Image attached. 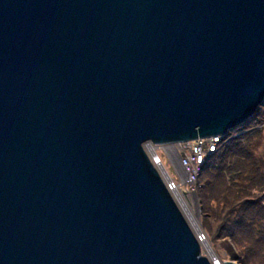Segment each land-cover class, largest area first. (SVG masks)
Here are the masks:
<instances>
[{
    "label": "water",
    "instance_id": "1",
    "mask_svg": "<svg viewBox=\"0 0 264 264\" xmlns=\"http://www.w3.org/2000/svg\"><path fill=\"white\" fill-rule=\"evenodd\" d=\"M263 100L264 0H0V264H211L150 146Z\"/></svg>",
    "mask_w": 264,
    "mask_h": 264
},
{
    "label": "rangeland",
    "instance_id": "2",
    "mask_svg": "<svg viewBox=\"0 0 264 264\" xmlns=\"http://www.w3.org/2000/svg\"><path fill=\"white\" fill-rule=\"evenodd\" d=\"M262 104H264V100ZM261 105L259 107H261ZM257 109L255 113L253 114V116H251L246 121H249V123L252 124V122H254V120L257 119V117L259 116L258 111L260 108L258 110ZM246 121L242 123L246 125L245 127L240 128L242 125L241 124L238 127L228 131L230 135L233 133L232 135L235 136V138L253 134L252 136L254 139V141L252 142L253 143L252 145L253 156H251V154L245 155L246 161L242 165L241 170L245 171V173L247 174H251V173L253 174V176H251V180L248 182L246 186L248 189L250 187L255 188L256 194L253 196V198H248L247 196H249L250 193L247 192L244 194V196L240 197L241 199L238 198V200L240 199V202L237 201V198L234 199L233 197H231V195H235L234 189L231 188V186L230 187L228 186L227 181L224 178V175H222V177L220 176L217 177L215 175L214 172H216L217 168H224L222 166H219L220 165L219 160L223 161L224 159H222L223 158L222 156H218L217 159H215V157L209 158V156L212 154L209 153L206 148V146L208 145V142L206 141V139H197L195 141L187 142L185 144H180V145H169V146L151 145L150 146L153 149V155L149 156V159L154 163L155 161L154 157H158L160 163L159 164L154 163V164L156 165L155 168L158 170L164 183L167 186H169V184L173 185V183L176 185V189H177L176 193L179 195L180 199L184 202V204L188 206V208L191 211V214L196 219L197 224H198V229L196 232H194L193 230L192 231L194 232V234L198 235L201 238L202 242L207 243L208 246L210 247L211 254H207L205 249L201 247V255L207 258V260L210 261L211 264H223L226 262H234V263L236 262L234 260H229L227 258L226 253H225L226 246L224 245L225 242L230 243L232 241V238L228 237V233L232 231L235 232L234 227L230 224L231 227L227 228V225H229V223H226L224 224V227L227 230H224V228L219 229V227L221 226L220 224L221 217L224 219L225 214H226L225 213L226 206H222L223 204L221 205L220 203H218V200L221 201L218 198L219 192L221 191L224 192L225 190L226 199L227 200L231 198L234 199L232 201L233 203L231 202L233 205H231L230 207L234 206L235 211L232 212V209L228 211V212H232V215H231L232 218H229L230 223L232 222V219L234 220V218L240 214L241 211H244L246 213L245 214L243 212L248 219L246 226L243 228L245 230L244 233L241 234L240 232L237 231L235 232L236 234L233 235L235 236L234 239H237V242H238L236 243L238 245L237 247L236 246L234 248L232 247L234 254L239 255V252H240L239 244L244 243V242L242 243V241H245L246 239L249 241L251 238L253 239L254 238L253 236L256 234H259L262 237H264V229H263L264 227V184L262 182L263 179L261 178V176H263V173L258 171L260 168H258V170L256 169L257 167L256 162H258L257 160H259V162L262 163L260 165L261 166L263 165L262 167L264 170V149H263L264 130L257 129L255 131H252V133H250V130H249L250 126H249V123L245 124ZM255 125H258V123H255ZM236 129H238V131L234 133ZM145 151L147 152V154L149 153L148 147L145 148ZM200 151L203 152V162L199 164L200 165L199 173L195 177V179L192 181L187 175V168H185L188 166H184L182 159L184 157V154L191 153V152L200 153ZM166 156H168L169 159L166 158ZM206 157L207 159H205ZM205 160L207 161L205 162ZM159 169L163 170V173L166 178H164V176L162 175ZM176 171L180 173V176L182 177L183 182H177L178 176H177ZM200 175H201V180H198V181L202 183V186H203L202 193L204 194L205 197L207 198L210 197L214 200L213 206L216 208L215 211H218V213L215 214L218 217L217 220H214V218L210 217L211 222L214 226L213 229L215 232L213 236H211L207 231V224H206L207 222L204 221V217L202 213L203 211L201 208L202 206L199 202L200 194L197 191L196 182ZM221 184H224V186H226L227 189H224ZM172 190H173V187H172ZM248 200H251L250 203L247 202ZM243 201H246L247 204H244ZM261 203H263V207L261 206ZM244 207H245V210L243 209ZM241 223H243V221H241ZM255 225H257L258 227V229L256 230H254ZM260 229L263 230L261 233H260L261 231ZM216 234L221 236L220 241H217L218 242L217 244H216V241L214 240L217 238ZM262 243H264V240L260 241L259 244L256 243L255 245H253L252 248H250V253L247 254V256L249 255L247 258V262L249 261V263L247 264H254V262L256 264H264V245L262 247L260 246Z\"/></svg>",
    "mask_w": 264,
    "mask_h": 264
},
{
    "label": "trees",
    "instance_id": "3",
    "mask_svg": "<svg viewBox=\"0 0 264 264\" xmlns=\"http://www.w3.org/2000/svg\"><path fill=\"white\" fill-rule=\"evenodd\" d=\"M259 108H258L259 109V111H258V113H259L258 117L259 118L257 117V119H255L254 122H252V124L249 123V121H246V123H245V124L249 123L250 133H252V131H255L257 129L264 130V104H262L261 107H259ZM255 123H258V125H255ZM245 126L246 125L242 124L240 128L245 127ZM237 131H238V129H236L234 131V133H236ZM232 134L230 135L228 132L225 136H223L221 138L219 144H217L216 151L211 153L212 155H210L209 158L215 157V159H217L218 156L223 157L222 158V159H224L223 161L219 160L220 161L219 166H222L224 168H217L216 172H214V173L217 177L218 176L222 177V175H224V178L227 181L228 186L229 187L231 186V188L234 189L235 195H231V197H233L234 199L237 198V201L240 202V199H241L240 197L244 196L245 193H247V192L250 193V195L247 196L248 198H253V196L256 194L255 188L250 187L248 189L246 186L248 184V182L251 180V176H253V174L252 173L247 174V173H245V171L241 170L242 165L246 161L245 155L251 154V156H253V153H252L253 143L252 142L254 141V139L252 136L253 134L252 135L249 134L248 136L236 137V138ZM263 142H264V140H263ZM263 149H264V147H263ZM205 159H207V157ZM206 161L207 160H205V162ZM257 161L259 162V160H257ZM258 162H256V164H257L256 169L258 170V168H260L258 171L263 173V176H261V178L263 179L262 182L264 184V170L262 167L263 165L261 166L260 164H262V163H260V162L258 163ZM198 180H201V175L197 179L198 184L196 182L197 191L200 194L199 202L202 206L201 208L203 211L202 213H203L204 221L207 222L206 223L207 224V231L211 236H213L215 234V232H214V229H213L214 226L211 222L210 217L214 218V220H217L218 217L215 214H217L218 211H215L216 208L213 206L214 200L210 197H208V198L205 197L204 194L202 193V187L203 186H202V183ZM221 185L224 189H227L226 186H224V184H221ZM234 185H236L238 187H236ZM225 194H226L225 190H224V192L221 191L218 194V198L221 200V201L218 200V203H220L221 205L223 204L222 206H226L225 207V213H226L225 218L223 219L221 217V220H220L221 226L219 227V229L224 228V230H227V229H225L224 224L229 223V225H227V228H230L232 225L235 229V232L238 231L241 234H243L245 231L243 228L246 226L247 221H248V219L245 215L246 213L244 211H241L240 214L237 217H235L234 220L232 219V222L230 223L229 218H232L231 217L232 212L235 211L234 206L230 207L231 205H233L232 201L234 199L230 197L231 199L227 200ZM234 196H236V197H234ZM238 198H240V199L238 200ZM252 200H254V199H252ZM250 201L251 200H248L247 202L250 203ZM247 202L243 201L244 204H247ZM255 205H254V207H255ZM261 206L263 207V203H261ZM249 207H251V206H249ZM231 209H232V212H228ZM243 209L245 210V207ZM206 214H208V215H206ZM241 221H243V223H241ZM222 225H223V227H222ZM256 229H258L257 225L254 226V230H256ZM263 229H264V227H263ZM260 230H261L260 231V233H261L263 230L262 229H260ZM235 232L234 231L229 232L228 237L232 238V241L230 243H227V242L224 243V245L226 246L225 247L226 256L229 260L236 261L237 264H247V263H249V261L247 262V258L249 256V255L247 256V254L250 253V248H252L253 245H255L256 243L259 244L260 241H263L264 237H262L259 234H256L253 236L254 237L253 239L251 238L249 241L247 239L245 241H242V243L244 242L245 244L244 243L239 244L240 245V249H239L240 252H239V255H237V254H234V252L232 250V247L234 248L235 246L236 247L238 246L236 244V243H238L237 239H234L235 236H233L234 234H236ZM237 235H239V234H237ZM220 237L221 236L217 235L218 239L217 238L214 239L216 241V244L218 243L217 241H220ZM232 245H234V246H232ZM263 245H264V243H262L260 246L262 247ZM254 264H256V263L254 262Z\"/></svg>",
    "mask_w": 264,
    "mask_h": 264
},
{
    "label": "built area",
    "instance_id": "4",
    "mask_svg": "<svg viewBox=\"0 0 264 264\" xmlns=\"http://www.w3.org/2000/svg\"><path fill=\"white\" fill-rule=\"evenodd\" d=\"M221 138H222L221 136H218V137L206 139V141L208 142V145L206 146V148H207L209 153H213L214 151H216L217 144L220 142ZM200 145H201V143H200ZM201 159H203V152L202 151H200V153L191 152V153L184 154L182 162L184 163V166H188L185 168H187V175L190 178V180H192V181L196 177L197 165L200 164ZM154 160H155L154 163H156V164L160 163L158 157H154ZM197 162H198V164H197ZM177 182H180V180L178 179ZM172 187H173V190H172ZM167 188L172 193H173V191H175V192L177 191L176 185L174 183H173V185L169 184V186H167ZM199 239H200L199 241H201L200 237H199Z\"/></svg>",
    "mask_w": 264,
    "mask_h": 264
},
{
    "label": "bare ground",
    "instance_id": "5",
    "mask_svg": "<svg viewBox=\"0 0 264 264\" xmlns=\"http://www.w3.org/2000/svg\"><path fill=\"white\" fill-rule=\"evenodd\" d=\"M202 162H203V159H201V162H200V163H202ZM159 170H160V172L162 173V175L164 176V178H166L165 175H164V173H163V170H161V169H159ZM199 170H200V165L198 164V165H197V170H196V176L198 175ZM174 190H175V189H174ZM173 193H174L175 196H176V199H175V200L178 202L177 204H178L180 210L182 211L183 216H184V218L186 219L187 224L189 225V227H190L194 232H196L197 229H198V224H197L196 219H195L194 216L191 214V211H190V209L188 208V206H186V205L184 204V202L180 199V197L178 196V194H177L175 191H173ZM201 247H203V248L205 249V251H206L207 254H211L210 247L208 246L207 243L201 242Z\"/></svg>",
    "mask_w": 264,
    "mask_h": 264
},
{
    "label": "clouds",
    "instance_id": "6",
    "mask_svg": "<svg viewBox=\"0 0 264 264\" xmlns=\"http://www.w3.org/2000/svg\"><path fill=\"white\" fill-rule=\"evenodd\" d=\"M179 196V195H178ZM202 241H200V243H201Z\"/></svg>",
    "mask_w": 264,
    "mask_h": 264
}]
</instances>
